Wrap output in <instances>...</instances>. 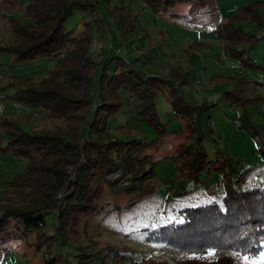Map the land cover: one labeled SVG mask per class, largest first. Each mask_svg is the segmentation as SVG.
Listing matches in <instances>:
<instances>
[{
	"label": "rangeland",
	"instance_id": "obj_1",
	"mask_svg": "<svg viewBox=\"0 0 264 264\" xmlns=\"http://www.w3.org/2000/svg\"><path fill=\"white\" fill-rule=\"evenodd\" d=\"M31 1L0 0V48L5 47L11 35L8 18L25 19L21 3ZM97 1L101 16L108 18L105 0ZM174 1L169 9L158 10L140 0H116L115 6L129 8L137 17L128 42H122L112 19L108 18L103 34L95 31L88 50L95 62H99L104 50L106 57L114 54L123 57L143 76L162 78L173 84L170 90L160 92L156 101L157 117L167 130L164 136L160 137L141 121L134 105L110 122L112 131L130 122L136 138L155 141L146 150V155L159 161L154 177L146 182L142 191L131 194L120 193L105 182L97 183L81 211L69 219L66 229L69 241L65 246H60L61 240L55 235L54 214L57 211L46 215L45 237L23 232L22 227L19 229L12 222L6 233L0 234V264H44L47 258L56 256L75 262L84 252L105 259L113 256L108 257L107 264H264V249L253 259L237 254L189 255L162 243L146 241L152 231L179 221L185 209L213 203L222 206L228 190L264 189V144L257 139L264 141V98L259 99L260 86L255 83L264 78V0ZM250 5L260 21H232L233 16ZM91 20L89 11H74L66 23V30L77 35ZM227 23L256 37L254 44H240L237 49L245 51L244 58L253 60L258 67H246L239 58H232L225 52L217 33ZM56 65L53 58L18 62L11 54L0 50V119L27 117L29 121L23 124L28 130L69 133L70 124L66 120L48 116L45 111L37 112L10 97L18 91L9 86L17 77L45 82L47 78L52 79L49 73ZM92 66L82 68L91 75ZM240 80L245 82L238 84ZM171 90H177V94H183L195 105L212 106L202 117L201 124L206 128L210 120L213 135L205 138L202 145L208 161H218L219 166L226 162V168L207 169L197 185L190 179L176 176L180 164L175 157L192 135L185 129L181 132L187 123L173 112ZM118 137L129 139L128 135ZM218 152L222 155H217ZM28 164L26 158L0 153V215L10 199L5 191L27 171ZM73 170L68 167L67 172L72 175ZM242 174L243 180L238 184ZM106 175L113 181L120 177L114 171ZM39 177L34 176L27 185H38ZM25 197L15 198L22 201ZM61 197L62 193L58 194V199ZM47 238L51 239L45 241Z\"/></svg>",
	"mask_w": 264,
	"mask_h": 264
},
{
	"label": "trees",
	"instance_id": "obj_2",
	"mask_svg": "<svg viewBox=\"0 0 264 264\" xmlns=\"http://www.w3.org/2000/svg\"><path fill=\"white\" fill-rule=\"evenodd\" d=\"M115 1L105 0L108 18L112 19L122 42L126 43L134 31L137 17L129 8L115 6ZM140 1L158 10H167L175 2ZM97 5V0H32L28 4L21 3L25 19L8 18L11 35L0 50L11 54L18 62L53 58L57 64L49 73L52 79L47 78L45 82L17 77L9 86L18 91L10 97L37 112L45 111L48 116L66 120L70 132L50 134L28 130L23 124L29 121L27 117L0 119V153L26 158L30 163L27 171L5 191L10 194V199L2 208L0 234L6 233L7 227L15 222L23 232L45 237L46 215L57 211L54 214L55 235L61 240L60 246H65L69 241L66 231L69 219L81 211L97 183L105 182L120 193L131 194L142 191L146 182L154 177L159 161L146 155V150L155 141L136 138L130 122L114 131L110 122L134 105L141 121L160 137L164 136L167 130L157 117L156 101L159 93L170 90L173 84L162 78L143 76L117 54L106 57L103 50L99 62L92 59L88 50L95 31L101 33L108 25V18L101 16ZM251 8L254 7L243 8L232 21H260L256 10ZM74 11H89L92 17L77 35L66 30V23ZM217 34L229 56L239 58L246 67H258L253 60L244 58L245 51L237 49L240 44L256 42L252 33L227 23ZM113 40L116 41L115 36ZM90 64L93 65L91 75L82 68ZM57 75L61 77L56 78ZM244 82L240 80L238 84ZM255 83L260 86V82ZM175 91L171 90L169 94L172 95L173 112L187 123L181 132L185 129L192 135L175 157L180 164L176 176L190 179L197 185L207 169H224L226 162L219 166L218 161H208L202 145L205 138L213 135L210 120L206 128L201 124L202 117L212 106L195 105ZM240 99L237 97L238 101ZM120 135H128L129 139L121 140ZM259 141L264 144L262 139ZM217 155L222 154L218 152ZM68 167H73L72 175L67 172ZM110 171L119 173L120 177L109 180L106 174ZM38 175V185H27ZM243 177L244 174L238 178V184ZM61 193L62 197L58 199ZM19 195L27 197L21 201L15 198ZM180 218L149 233L146 241L162 243L189 255L237 254L253 259L264 249V189L228 190L222 206L213 203L188 208ZM108 257L84 252L75 262L56 256L47 258L44 264H107Z\"/></svg>",
	"mask_w": 264,
	"mask_h": 264
},
{
	"label": "built area",
	"instance_id": "obj_3",
	"mask_svg": "<svg viewBox=\"0 0 264 264\" xmlns=\"http://www.w3.org/2000/svg\"><path fill=\"white\" fill-rule=\"evenodd\" d=\"M223 60H226L225 58ZM229 62V61H228ZM234 68H238L237 65H233ZM261 96L264 98V78L260 81ZM238 127L241 128V124L237 123ZM259 140V138H257Z\"/></svg>",
	"mask_w": 264,
	"mask_h": 264
},
{
	"label": "crops",
	"instance_id": "obj_4",
	"mask_svg": "<svg viewBox=\"0 0 264 264\" xmlns=\"http://www.w3.org/2000/svg\"><path fill=\"white\" fill-rule=\"evenodd\" d=\"M259 96H261V91H260V89H259ZM262 97V96H261Z\"/></svg>",
	"mask_w": 264,
	"mask_h": 264
}]
</instances>
